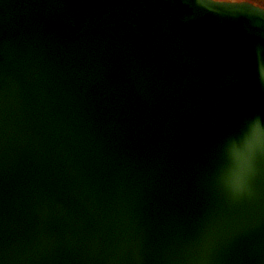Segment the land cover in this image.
Returning <instances> with one entry per match:
<instances>
[{"label": "water", "instance_id": "obj_1", "mask_svg": "<svg viewBox=\"0 0 264 264\" xmlns=\"http://www.w3.org/2000/svg\"><path fill=\"white\" fill-rule=\"evenodd\" d=\"M264 14L0 0V264H264Z\"/></svg>", "mask_w": 264, "mask_h": 264}, {"label": "snow or ice", "instance_id": "obj_2", "mask_svg": "<svg viewBox=\"0 0 264 264\" xmlns=\"http://www.w3.org/2000/svg\"><path fill=\"white\" fill-rule=\"evenodd\" d=\"M198 3L205 9L213 5H226L240 11L264 14V0H259V6L257 0H198ZM257 74L264 78V64L257 65Z\"/></svg>", "mask_w": 264, "mask_h": 264}, {"label": "rangeland", "instance_id": "obj_3", "mask_svg": "<svg viewBox=\"0 0 264 264\" xmlns=\"http://www.w3.org/2000/svg\"><path fill=\"white\" fill-rule=\"evenodd\" d=\"M257 3H258V5H259V0H257Z\"/></svg>", "mask_w": 264, "mask_h": 264}, {"label": "trees", "instance_id": "obj_4", "mask_svg": "<svg viewBox=\"0 0 264 264\" xmlns=\"http://www.w3.org/2000/svg\"><path fill=\"white\" fill-rule=\"evenodd\" d=\"M258 4V3H257Z\"/></svg>", "mask_w": 264, "mask_h": 264}]
</instances>
